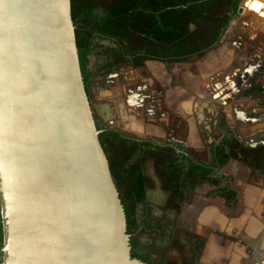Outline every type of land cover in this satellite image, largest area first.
Returning a JSON list of instances; mask_svg holds the SVG:
<instances>
[{"label": "water", "instance_id": "water-1", "mask_svg": "<svg viewBox=\"0 0 264 264\" xmlns=\"http://www.w3.org/2000/svg\"><path fill=\"white\" fill-rule=\"evenodd\" d=\"M98 132L70 0H0V264H146Z\"/></svg>", "mask_w": 264, "mask_h": 264}, {"label": "trees", "instance_id": "trees-1", "mask_svg": "<svg viewBox=\"0 0 264 264\" xmlns=\"http://www.w3.org/2000/svg\"><path fill=\"white\" fill-rule=\"evenodd\" d=\"M239 1L70 0L81 76L88 97V81L102 69H111L127 61L141 67L146 60L173 63L187 61L193 55L202 56L221 38ZM95 35L110 39L113 45H93L91 40ZM91 53L104 58V63L95 70L86 66ZM95 124L123 207L130 257L146 264H151L150 250L140 243L138 236L159 225L146 197L147 191L154 186L151 177L144 172L146 160L152 161L160 188L165 193L163 208L176 214L180 213L188 191L197 183H219L221 177L215 170L229 160H238L264 175V145L245 147L229 129L210 147V161L204 163L170 141L153 144L96 120ZM220 194L233 199L235 191L223 188ZM182 232L189 238L192 236L186 230ZM1 247L0 216V250ZM192 261H166L164 264H198L196 258Z\"/></svg>", "mask_w": 264, "mask_h": 264}, {"label": "rangeland", "instance_id": "rangeland-1", "mask_svg": "<svg viewBox=\"0 0 264 264\" xmlns=\"http://www.w3.org/2000/svg\"><path fill=\"white\" fill-rule=\"evenodd\" d=\"M91 43L113 45L110 39H102L97 35L92 38ZM193 59L194 56L182 63L166 65L157 61L148 62L136 70L135 76L134 72L125 73L126 63L96 72L88 81L89 100L95 120L118 130L124 127L122 132L132 137L146 138L157 144L170 141L190 157L204 163L210 161V147L221 139L228 127L234 130L239 140L250 142L252 139L248 138L255 136L257 131L249 129L246 120L235 113L231 106H224L223 110L216 106L209 110L207 95L197 96L188 88L189 83H193V78L190 74L189 78H183V72L188 69L195 71ZM103 63L102 56L94 53L87 56L86 66L91 70ZM154 73L161 74V81L168 83L171 76L175 77V84L171 88L169 84L166 85L164 90L162 85L165 84H160L152 76ZM118 90L121 93L117 98L121 102L123 125L120 127L108 121L112 119L113 109L108 107L110 111L105 116L98 108L100 103L111 104L113 92ZM134 92L136 96L145 95L139 98L137 105L133 104L136 97L131 96ZM145 102H148L147 111L152 116L144 113ZM186 102L195 104L194 109L189 112L182 110L181 105ZM138 104L143 107V116L137 113L138 108L141 109ZM177 105L179 109L174 110ZM137 123L144 127L142 131L135 127ZM144 172L154 182L146 197L152 216L159 219L155 230L141 232L138 236L140 243L150 250L151 264H164L166 261L179 263L185 260L193 262V258L200 264L201 253L208 252L209 247L215 246L224 259L225 253H228V257L223 260L226 264L232 255L245 256L248 264H258L264 251V240L257 247L253 243L264 231L263 174L238 160H229L215 170L216 175L221 177L219 183H197L188 191L180 213L176 214L163 208L165 193L160 188L151 160L144 162ZM223 188L234 190V198L227 199L221 195ZM182 230L188 231L192 236L187 237Z\"/></svg>", "mask_w": 264, "mask_h": 264}, {"label": "crops", "instance_id": "crops-1", "mask_svg": "<svg viewBox=\"0 0 264 264\" xmlns=\"http://www.w3.org/2000/svg\"><path fill=\"white\" fill-rule=\"evenodd\" d=\"M238 6H241V11L238 13L236 10L221 38L202 56L193 55L195 71L185 70L183 78H189L188 75L190 74L193 83H189L188 88L192 89L197 96L207 95V109L210 110L217 106L218 109L223 110L224 106H231L235 113L240 114L246 120L249 129L257 131L255 136L248 139H252L251 141L259 139L264 145V0H240ZM152 61L156 60H146L144 65ZM126 64L127 71L125 73L134 72L135 76L138 67L133 66L128 61ZM152 76L161 82L160 84H165L162 85L164 90L166 85L169 84L171 88L175 84V77L171 76V81L168 83L161 81V74L154 73ZM113 93L111 104L109 102H106L108 104L100 103L98 108L105 116L110 111L108 107L113 109L112 119H108V121L120 127L123 126L121 125L122 112L121 102L117 97L121 93L120 90ZM131 96L136 97L133 104L137 105L140 101L139 98L143 95L137 94L136 96L134 92ZM147 103H144L145 109L138 104L141 108L137 110L139 115L143 116V109L146 115L152 116L151 113H148L150 111H147ZM194 107L195 104L187 102L181 105L182 110L186 112L194 109ZM178 109V105L175 106L174 110ZM137 124L135 126L138 128L137 130L141 129L142 131L144 127ZM122 129L124 127L120 130L122 131ZM233 133L235 134L234 131ZM124 134L129 136L127 133ZM136 138L146 140L142 137ZM204 252L201 253L200 264H226L223 260L225 261L228 257V253L223 254L224 259L216 246L209 247L208 252ZM245 258L242 255H232L227 264H248Z\"/></svg>", "mask_w": 264, "mask_h": 264}, {"label": "flooded vegetation", "instance_id": "flooded-vegetation-1", "mask_svg": "<svg viewBox=\"0 0 264 264\" xmlns=\"http://www.w3.org/2000/svg\"><path fill=\"white\" fill-rule=\"evenodd\" d=\"M157 61V60H156ZM157 62H159V63H161V64H164L163 62H161V61H157ZM141 67H143V66H141ZM141 67H138V68H141ZM160 91L158 90V93H159ZM161 93H159V95H160ZM151 98V97H150ZM229 128V127H228ZM227 128V129H228ZM230 129V128H229ZM231 131H234L233 129H231ZM238 138V137H237ZM239 139V138H238ZM145 140V139H144ZM146 140H148V141H150L151 143H153V144H157V143H155V142H152V140H149V139H146ZM240 142H241V144L243 145V146H245V147H256V146H260V145H263V144H261V141L259 140V139H254L253 141H250V142H248V143H245V142H243V141H241V140H239ZM185 152V151H184Z\"/></svg>", "mask_w": 264, "mask_h": 264}, {"label": "bare ground", "instance_id": "bare-ground-1", "mask_svg": "<svg viewBox=\"0 0 264 264\" xmlns=\"http://www.w3.org/2000/svg\"><path fill=\"white\" fill-rule=\"evenodd\" d=\"M257 237H258V236H257ZM263 240H264V231L261 232L259 239H258L257 241H255L253 244L255 245V247H257L258 244H260V243L263 242ZM260 250H261V249H260Z\"/></svg>", "mask_w": 264, "mask_h": 264}, {"label": "snow or ice", "instance_id": "snow-or-ice-1", "mask_svg": "<svg viewBox=\"0 0 264 264\" xmlns=\"http://www.w3.org/2000/svg\"><path fill=\"white\" fill-rule=\"evenodd\" d=\"M0 196H2V193H0Z\"/></svg>", "mask_w": 264, "mask_h": 264}]
</instances>
